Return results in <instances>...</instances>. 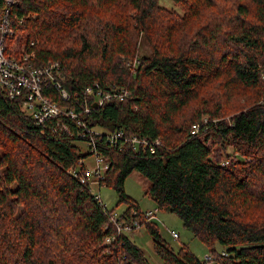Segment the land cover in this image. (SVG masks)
Returning a JSON list of instances; mask_svg holds the SVG:
<instances>
[{
	"label": "trees",
	"instance_id": "1",
	"mask_svg": "<svg viewBox=\"0 0 264 264\" xmlns=\"http://www.w3.org/2000/svg\"><path fill=\"white\" fill-rule=\"evenodd\" d=\"M175 1L182 16L157 0H16L8 11L16 42H33L38 63L58 61L70 93L94 83L129 91L100 106L95 92L60 104L85 102L89 125L104 133L161 140L153 153L119 150L101 135L95 145L109 165L100 185L126 204L118 219H138L162 264L206 263L185 244L174 250L125 193L133 170L150 181L157 209L176 215L215 264H264V0ZM209 7L217 14L198 24ZM217 77L253 97L227 108L229 121L217 102L193 108L198 86ZM20 106L0 90V264H148L108 222L115 208L104 211L88 181L68 172L91 153L75 135L41 132ZM203 115L208 122L192 133ZM107 235L114 239L104 245Z\"/></svg>",
	"mask_w": 264,
	"mask_h": 264
},
{
	"label": "built area",
	"instance_id": "2",
	"mask_svg": "<svg viewBox=\"0 0 264 264\" xmlns=\"http://www.w3.org/2000/svg\"><path fill=\"white\" fill-rule=\"evenodd\" d=\"M16 0H0V90H4L10 98H20L22 110L29 114L37 125L41 126V132L46 128L59 131L68 135H75L84 145L87 146L94 164H89L84 158L77 159L75 165L68 170L80 182L88 181L89 185H100L105 170L108 168V162L100 155L96 149V136L101 135L104 141L119 150L124 146H129L133 150L153 153L157 145L162 143L159 138L153 140L139 137L134 134H126L121 129L112 132L101 131L94 126H90L87 116L90 115V108L84 102L83 107L76 109L67 105L60 104L57 99L69 100L79 98L95 92V102L100 106L103 102L109 100H124L129 91L125 88L115 87L104 90V88L94 83L83 90L70 93L62 82V66L58 61H48L38 63L37 54L31 47L33 42L30 41L28 46L15 48V32L12 29L9 18V11ZM71 119L77 126L74 133L69 126ZM203 119V124L206 123ZM192 133L199 129V123L192 125ZM83 166V171L81 170ZM97 199L99 206L107 212L106 206L100 201L99 193L93 194ZM157 207L144 211V216L149 220L156 218L155 212ZM135 211H133L134 213ZM109 213H111L109 211ZM107 213V214H109ZM113 217V218H112ZM113 219V220H112ZM109 220L115 226L118 232H128L139 226L138 219L131 222L119 220L117 213L112 216L109 214ZM173 238H178L179 234L171 230ZM113 235H107L104 238L105 244L113 241ZM224 253V252H223ZM206 260H212L211 254L207 255Z\"/></svg>",
	"mask_w": 264,
	"mask_h": 264
},
{
	"label": "rangeland",
	"instance_id": "3",
	"mask_svg": "<svg viewBox=\"0 0 264 264\" xmlns=\"http://www.w3.org/2000/svg\"><path fill=\"white\" fill-rule=\"evenodd\" d=\"M216 2H221V0H214ZM157 2L169 10L174 11L178 15L182 16L184 13V10L182 9V5L177 4L175 0H157ZM232 2H225V7L230 8ZM221 10L223 8L221 7ZM217 8L209 7L205 10L203 13V16L199 17L198 15L195 19V21L198 22L199 20L201 23L205 22L209 17L213 18L217 14ZM174 13V14H175ZM149 42H147L144 38H141L139 45H140V54H148L150 52V47L148 45ZM23 45V42L16 43L14 46L15 48H20ZM135 63V62H132ZM198 102H196L193 105V108H199L201 107V104L203 102H207L208 106L215 107L217 106L215 102L219 103V106H222V112L223 113L220 116V119L229 121L230 116H232V110L227 108H232L236 104H239L243 101H251V93L249 92L247 95H244L243 93H239L234 88L227 87L223 81H221V78H216L215 80L207 83H203L202 85L198 86ZM191 107L187 109L189 111ZM209 119L207 115H203L199 120H197V123L201 125L203 123V119ZM213 122L218 121L219 118H212ZM208 122V121H207ZM81 151L87 152L88 148L84 143H80ZM90 157V156H89ZM89 164H94V159L91 158H84ZM109 166V165H108ZM150 181L144 177L141 173H139L136 170H133L125 179L124 181V191L125 193L131 197L133 200L136 201L138 204V207L140 210H149L157 207L156 203L152 200V198L146 193L148 187H149ZM90 191L92 194L99 193L100 201L106 206V209L115 208L113 211H111L112 216H114L116 213L123 211L126 208L125 203H120L117 205L118 197L115 192V190L108 185H101L98 186L95 184H92L90 186ZM156 218H154L152 221L157 223L158 231L161 236V238L164 239L166 243H168L174 250H177L182 244H185L191 252H193L197 257H199L201 260H205L206 256L211 254L206 246L199 241L192 232H190L189 229L183 226L182 221L173 213L168 212L165 209H159L155 212ZM113 218V217H112ZM113 220V219H112ZM108 222H111L110 220ZM176 231L178 232L179 236L178 238H173L170 234V231ZM117 233H122L118 232ZM130 240L138 247H140L145 255V258L147 259L148 264H162V261L159 259V257L155 254V251L153 249V244L151 240V236L149 235L148 231L142 227L137 226L135 229L124 232ZM102 244L105 245V242ZM218 251L220 247H217ZM222 250V249H221ZM206 264H215L212 260H206Z\"/></svg>",
	"mask_w": 264,
	"mask_h": 264
},
{
	"label": "water",
	"instance_id": "4",
	"mask_svg": "<svg viewBox=\"0 0 264 264\" xmlns=\"http://www.w3.org/2000/svg\"><path fill=\"white\" fill-rule=\"evenodd\" d=\"M94 105H96V103H94Z\"/></svg>",
	"mask_w": 264,
	"mask_h": 264
}]
</instances>
